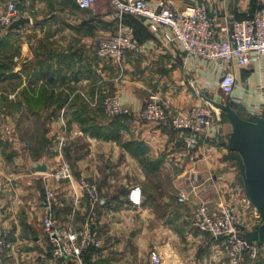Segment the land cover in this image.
Instances as JSON below:
<instances>
[{"label":"crops","instance_id":"crops-1","mask_svg":"<svg viewBox=\"0 0 264 264\" xmlns=\"http://www.w3.org/2000/svg\"><path fill=\"white\" fill-rule=\"evenodd\" d=\"M168 1L178 9L204 3L222 34L233 18L253 13L262 2ZM17 2L31 22L0 30V52H11L8 62L0 57V82L13 87L4 95L6 105L0 104V118L7 121L0 129V178L6 183L0 197V230L8 244L4 264H156L151 258L154 249L161 254V264H233L193 217L202 202L213 209L227 203L253 221L248 229L261 222L238 183V157L225 142L230 122L218 113L221 119L212 133L194 137L187 147V132L170 121L142 119L139 113L149 94L157 92L170 113L186 112L222 95L230 96L243 113L264 115V56L253 52L247 66L234 64L237 84L225 94L218 61L185 58L178 43L164 42L163 30H150L146 17L123 18L144 45L141 52L129 51L121 63L98 56L99 40L119 24L110 0H96L88 9L80 8L77 0ZM26 90L35 96L44 90L45 108L32 112ZM113 92L128 114L117 117L105 111L102 97ZM85 95L97 97L99 103L92 105ZM23 118H36L45 126L43 147L20 130ZM44 161L46 171L34 168ZM65 166L71 177H58ZM81 178L100 189L94 210L103 244L89 248L80 259L57 258L43 226L45 185L55 191L60 220H72L80 229L92 210ZM134 188L135 194L141 193L140 202L131 199ZM181 192L189 199L180 201ZM238 264H264V244L258 254L246 253Z\"/></svg>","mask_w":264,"mask_h":264},{"label":"built area","instance_id":"built-area-1","mask_svg":"<svg viewBox=\"0 0 264 264\" xmlns=\"http://www.w3.org/2000/svg\"><path fill=\"white\" fill-rule=\"evenodd\" d=\"M77 2L80 8L88 9L96 0ZM110 3L117 13L119 24L115 32L99 40L96 52L100 57L121 63L129 51L143 50L144 45L134 35V27L123 22V18L129 14L146 17L153 32L163 30L164 42L178 43L185 53V58L199 57L218 61L223 70L220 86L225 94H231L237 84L236 75L232 71L234 64L247 66L253 52L264 56V0L253 13L243 18H233L225 34L218 29L216 18L209 15L204 3L189 4L181 9L168 0H161L158 5H151L147 0H110ZM20 16L28 15L19 7L17 0H0V29H7ZM85 97L92 105L99 103L97 97L94 100L86 95ZM102 104L110 116L122 117L129 113L116 92L102 97ZM139 116L159 124L170 121L175 129L188 133L184 139L187 147L194 144V137L209 136L216 122L221 119L211 102L194 105L186 112L170 113L167 102L157 92L149 94ZM56 175L71 177V171L65 166ZM80 183L92 205V210L80 229L75 227L72 220L68 223L60 220L56 210L55 191L51 184L45 185L42 199L43 226L51 244L52 254L57 258L80 259L89 248L101 247L103 244L94 210L101 198L100 189L85 178H81ZM5 187V181L0 178V197ZM136 190L137 188H134L131 191V199L140 202L141 193L135 194ZM188 199L185 192L180 193V201ZM241 216L238 207L227 203L213 209L208 203L202 202L193 211L199 229L213 237L215 244L222 246L233 264L240 263L246 253L256 255L262 248L260 242H249L242 235V226L247 227V224ZM7 251L8 244L0 230V264H4ZM151 258L156 264L162 262L161 254L155 249L151 251Z\"/></svg>","mask_w":264,"mask_h":264},{"label":"water","instance_id":"water-1","mask_svg":"<svg viewBox=\"0 0 264 264\" xmlns=\"http://www.w3.org/2000/svg\"><path fill=\"white\" fill-rule=\"evenodd\" d=\"M31 22V17L20 16L9 28L23 27ZM216 108L224 111L230 120L226 133L227 146L239 154L238 183L244 188L250 201L258 209L262 221L254 228L242 226V235L249 242L264 243V115L243 113L233 106L230 96L218 95L209 99ZM36 170L46 171V162L34 165Z\"/></svg>","mask_w":264,"mask_h":264},{"label":"rangeland","instance_id":"rangeland-1","mask_svg":"<svg viewBox=\"0 0 264 264\" xmlns=\"http://www.w3.org/2000/svg\"><path fill=\"white\" fill-rule=\"evenodd\" d=\"M8 29V28H7ZM1 30V29H0ZM0 38H1V34H0ZM2 40V39H1ZM0 40V41H1ZM1 47H2V45H1ZM1 49V48H0ZM2 49H4V48H2ZM3 51V53H1L0 52V55H2V56H0L1 57V61L2 62H8V61H10L11 60V52L9 51L8 53L7 52H5L6 51V48L4 49V50H2ZM18 89H19V87H18ZM17 89V90H18ZM13 91V87H11V86H9V87H7L6 86V84H5V82H0V104H3V106H5L6 105V103H5V101H4V95L5 94H7V93H9V92H12ZM2 97H3V99H2ZM227 97V96H226ZM5 104V105H4ZM214 108L216 109V112L217 113H224V111H221L219 108H216L215 106H214ZM222 118H223V120H224V117L222 116ZM12 120V119H11ZM11 120H10V122H8V123H12L11 122ZM13 121V120H12ZM225 121V120H224ZM7 121L5 120V119H3V118H0V125H2V128H0V129H2L3 130V128H5V123H6ZM22 128H23V130L25 131V135L27 136V137H29V138H33L34 140H35V145H38V146H40V147H43V141L41 140V139H43V138H41L42 137V133H43V131L45 130V126H42V124L40 123V121L38 120V119H36V118H30V119H26V118H23L22 120H21V129L20 130H22ZM18 132V131H17ZM251 202V201H250ZM253 207H254V209H256V211H257V213L259 214V212H258V209L256 208V206L253 204ZM240 212H241V214H242V218L244 219V222L246 223V224H248V223H250V225L252 224L251 222H253V221H248L246 218H248V216H244L243 214V212L240 210ZM260 215V214H259ZM246 217V218H245ZM246 219V220H245ZM258 219H261V217L259 218L258 217ZM261 221H262V219H261Z\"/></svg>","mask_w":264,"mask_h":264},{"label":"trees","instance_id":"trees-1","mask_svg":"<svg viewBox=\"0 0 264 264\" xmlns=\"http://www.w3.org/2000/svg\"><path fill=\"white\" fill-rule=\"evenodd\" d=\"M129 15H131V14H129ZM0 46H1V44H0ZM43 91L44 90H41L40 93L37 96H35L33 93H30L28 90H26V92L24 93L25 94L26 104L29 107V109H31L32 112L36 113L39 109H43L47 105V101L43 97V95H44ZM233 106H235V105L233 104ZM222 116L224 117V120L226 122H230V120H229V118H228V116H227V114L225 112L222 113ZM234 152L236 153V155L238 157V160H239L240 159L239 154L236 151H234ZM261 244H264V243H261ZM83 254H82V256H83Z\"/></svg>","mask_w":264,"mask_h":264}]
</instances>
